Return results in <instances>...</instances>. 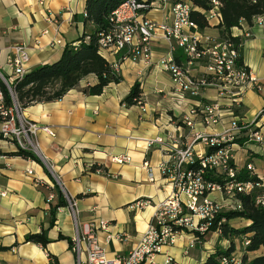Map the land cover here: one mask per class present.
Segmentation results:
<instances>
[{
	"label": "crops",
	"instance_id": "1",
	"mask_svg": "<svg viewBox=\"0 0 264 264\" xmlns=\"http://www.w3.org/2000/svg\"><path fill=\"white\" fill-rule=\"evenodd\" d=\"M170 5L169 0H155L147 16L162 21ZM56 26L65 46L77 43L84 32L91 30L85 28V0H44V5L39 0H0V73L6 77L11 74L8 60L16 43L29 47V71L58 60L65 46L50 45ZM241 27L239 34L243 31L250 34L242 37L243 63L254 76L264 79V23L258 24L254 19L251 25L243 23ZM45 30L49 33L43 34ZM222 30L212 21L204 31L222 38ZM151 47V63L122 62L117 68L122 81L109 84L100 95L83 92L97 82L95 75H89L61 100L22 109L27 119L51 126L55 131V136L43 131L37 134L42 162L13 154L18 150L16 144L0 135V192H6L4 196L0 194V264H77L71 248L75 223L66 206L57 210L55 223L50 226L49 210L58 202L56 185L76 201L80 229L92 221H109L108 229L98 230L97 237L109 256L127 255L147 230L158 204L173 190L159 168L168 160L167 151L160 143L149 146L148 140L163 137L176 146H184L193 140L195 131L221 133L234 118L252 122L263 106V95L255 90L232 99L229 93L222 95L216 85L204 86L198 98L180 91L170 73L160 65L169 45L156 40ZM182 55L186 59L183 51ZM105 57L113 65L117 60L114 56ZM203 75L200 64L190 67V76L196 83ZM136 83L140 84L143 106L125 102ZM215 101L222 106L219 124L204 127L198 119L194 128L185 124V115L192 107ZM245 134V130L239 134L234 147L236 166L240 170L252 163L257 174L264 177V146L249 141ZM194 148L206 151L200 144ZM120 154L130 155L131 161L114 162L113 157ZM149 165L154 168L153 182L149 181ZM29 170L33 173L29 174ZM51 193L55 198L48 203ZM211 198L224 208L232 202L219 192L212 193ZM142 201L150 204L143 208L136 206ZM230 224L241 228L250 221L237 218ZM42 231L51 239L46 248L26 242L27 235ZM238 239H232L234 244ZM230 241L221 232H211L203 244L184 256L182 251L188 239L183 235L165 250L179 264H200L218 246L228 247ZM235 249L237 254H244V247L242 251L238 246ZM156 259L163 262L164 256L158 255Z\"/></svg>",
	"mask_w": 264,
	"mask_h": 264
},
{
	"label": "built area",
	"instance_id": "2",
	"mask_svg": "<svg viewBox=\"0 0 264 264\" xmlns=\"http://www.w3.org/2000/svg\"><path fill=\"white\" fill-rule=\"evenodd\" d=\"M169 1L170 9L162 21L147 16L154 8V2L126 0L112 12L110 15L112 27L99 33L98 46L105 56L116 57V62L112 64L114 70L117 72L118 65L125 61L151 63L153 59L151 43L164 40L169 45V52L161 59L160 65L170 73L180 91L198 98L204 86L216 85L221 88L222 95L224 93L232 95L231 99L241 96L247 90L261 93L264 99V79H258L243 62L239 61L242 37L250 36L249 32L243 31L239 34L238 31L243 30L242 27H235L231 31V36L223 35L219 38L209 35L199 29L191 19L193 7L191 0ZM211 2L212 7L203 11L208 24L214 21L221 25V3L219 0ZM39 3L44 5V0H39ZM255 20L258 24L264 23L263 16H258ZM48 21L52 22V19ZM53 23L56 22L53 20ZM48 33L49 30L43 32ZM54 33L56 35L50 45L65 46L63 39L58 36V26L55 27ZM232 38H239L240 43L237 44ZM178 49H181L186 57L181 64L174 58V53ZM30 59V50L26 43L14 44L8 60L11 74L6 77L0 73V78L9 91L12 92L11 84L21 80L29 71ZM194 64H200L204 68V75L198 83L190 76V67ZM236 101L232 100L233 103ZM138 104L143 106L142 98L138 100ZM196 119L204 127L216 126L222 119L221 103L219 101L198 103L185 115L184 122L188 127L194 128ZM263 128L264 104L252 122H242L234 118L229 127L221 133L195 131L193 140L184 146H176L163 137L149 139V146L160 143L167 151L168 160L161 163L159 168L171 183L173 190L158 204L147 230L125 256H109L106 247L96 235L98 230L108 229L109 221H92L80 229L77 203L63 192L67 200L66 207L75 223V236L71 248L76 255L77 264H179L165 248L174 246L183 235L188 239L182 251L184 256H188L197 245L203 244L216 215L225 210L221 202L211 198L212 193L219 192L232 201L226 207L228 210H242L239 194L254 195L256 204L264 207V177L257 174L252 163H248L247 168L259 179L238 181L236 175L239 170L234 158L236 140L243 130L249 141L264 146ZM40 131L55 136L51 126H42L27 119L15 100L12 106H8L0 85V135L13 141L18 149L37 154L41 159L39 155L41 150L37 142V134ZM196 144L202 145L206 151L196 150L194 148ZM113 161L127 163L131 161V156L116 155ZM147 171L149 181H155L154 168L149 165ZM209 172L223 178V182L206 178ZM28 173L33 172L29 170ZM0 194L4 196L6 192L2 191ZM54 198L55 195L51 193L47 202H52ZM149 204V201H142L136 206L143 208ZM110 237L112 235L108 236ZM249 244L250 240L245 237L241 247ZM158 255L164 256L163 262L157 261ZM241 258L242 255L233 253L231 256L221 257L219 264H240Z\"/></svg>",
	"mask_w": 264,
	"mask_h": 264
},
{
	"label": "trees",
	"instance_id": "3",
	"mask_svg": "<svg viewBox=\"0 0 264 264\" xmlns=\"http://www.w3.org/2000/svg\"><path fill=\"white\" fill-rule=\"evenodd\" d=\"M126 0H85V28H91L83 33L77 43L66 45L61 57L48 64L37 66L28 71L19 81L11 84L12 92L6 87L0 78V85L4 92L6 104L12 106L14 100L21 109H25L37 103L54 102L61 100L71 89L79 86L80 82L89 75H95L97 82L83 89L87 95H100L111 83H120L122 76L117 73L112 64L102 54L98 46V36L100 32L107 31L112 27L110 15ZM152 3L155 0H138ZM221 3L220 12L222 14L221 27L224 36H231V31L235 27H241L243 23L251 25L258 16H264V0H219ZM193 7L191 19L198 28L205 30L209 24L203 11L212 7L211 0H191ZM237 44L239 38H232ZM177 63L181 64L186 59L182 51L178 49L174 53ZM242 63V56L239 58ZM141 98L140 84L136 83L125 98L127 105L138 104ZM2 137H0L1 139ZM1 152V151H0ZM15 155L25 158H33L38 162L41 159L34 153L18 149ZM95 168V167H94ZM236 178L238 181H256L258 176L250 171L247 166L238 171ZM211 181L223 182V178L209 172L206 175ZM58 192V202L51 205L50 226L56 220L57 210L67 205V200L59 185H56ZM243 208L242 210H224L216 215L208 233L220 230L221 236L228 238L230 245L226 248L218 247L214 253L200 264H219L223 256H231L236 253L233 238H240V243L247 237L250 244L244 247V254L240 264H264V207L257 205L255 196L239 194ZM242 218L250 221L249 225L241 228L230 224L231 220ZM26 242L41 244L44 248L51 242L45 231L29 234ZM254 256L249 253L259 252ZM237 254V253H236Z\"/></svg>",
	"mask_w": 264,
	"mask_h": 264
},
{
	"label": "rangeland",
	"instance_id": "4",
	"mask_svg": "<svg viewBox=\"0 0 264 264\" xmlns=\"http://www.w3.org/2000/svg\"><path fill=\"white\" fill-rule=\"evenodd\" d=\"M37 155V154H36ZM39 155L41 156V152H39ZM226 209V208H225ZM236 246H238L239 247V250L240 251H242V245H241V243H240V238L238 239V241L236 242V244H235ZM236 246H235V248H236ZM218 247H222V246H218Z\"/></svg>",
	"mask_w": 264,
	"mask_h": 264
}]
</instances>
